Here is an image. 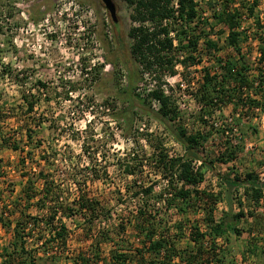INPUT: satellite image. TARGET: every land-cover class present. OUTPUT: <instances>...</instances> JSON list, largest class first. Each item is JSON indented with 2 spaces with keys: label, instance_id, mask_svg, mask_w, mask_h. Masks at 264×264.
<instances>
[{
  "label": "rangeland",
  "instance_id": "rangeland-1",
  "mask_svg": "<svg viewBox=\"0 0 264 264\" xmlns=\"http://www.w3.org/2000/svg\"><path fill=\"white\" fill-rule=\"evenodd\" d=\"M113 1L117 8L116 24L99 0H0V138L4 136L11 144L17 142L23 150L13 151L8 145L0 147V211L6 206L5 212H16L8 219L11 226L5 228L0 223V248L12 240V226L20 210V207L14 209V198L22 190L26 179L37 173L39 168L54 176L69 206L74 204L79 195L99 202L94 214L78 211L65 219L69 252L88 249L90 240L85 235L91 230L105 232L114 240L102 241L101 251L104 255L114 244H119L118 247L126 241L134 246L139 244L134 227L127 225L122 230L117 228V224L121 220L127 222L129 212L137 201L131 194L136 188L133 181L145 182L157 180L158 177L148 167L136 171L135 175H128L122 172L120 164L126 153L133 148L139 153L151 152L143 136L146 130L158 136L161 134L169 152L181 149L164 133L158 120L145 116L136 121L138 130L134 133L138 141L135 144L132 137H124L117 122L109 117L102 105L103 101L111 97L117 85L125 86L128 74L132 72L137 78L136 85L140 94L145 95L159 81L176 100L182 116L180 122L184 123L188 132L201 130L207 134V139L198 150L205 158L212 160L216 172L233 174L237 171L244 174L253 171L264 180V111H244L247 115L243 119L244 126H240L241 130L234 126L232 131L227 129L232 128L235 117L241 115H238V110L232 112L231 105L211 116L205 115L204 124L196 117L199 106L192 93L203 81V67L215 65L204 45L205 38L216 41L217 56H238L227 44V29L222 23H215L212 16L221 8L223 0H195L198 16L187 25L199 24L196 34L201 36L196 50L191 49L189 52L196 58L200 57L201 61L184 63L183 57L188 53L176 51L173 75L169 74L166 65L158 69V72L143 71L138 66L130 53L132 40L128 36L130 27L134 25L130 18L133 9L124 0ZM230 1V6L238 7L240 11L239 30H243L247 36V40L240 42L241 54L249 66V73L253 75L256 73L253 68L259 55L260 40L264 38V0H259L255 8V16L262 27L256 25L255 17L248 18L245 6L239 7L242 2L248 3L251 0ZM203 18H208L205 25L200 24ZM171 36H174V32ZM173 44L176 45L177 41L173 40ZM99 66L100 69L97 68ZM3 68L8 71L3 73ZM83 69L91 70V73L82 74ZM38 81L46 84L45 88H40L39 93L36 90ZM32 92L37 95L38 101L34 111L25 114L26 104L22 94L31 98ZM152 102L153 99L150 100L151 105ZM31 120L36 132L32 141L27 142L26 125ZM253 126L255 132L250 129ZM225 137L243 146V153L234 162L221 163L215 160ZM38 139L41 140V146L35 148L34 143ZM86 146L92 152L91 158L84 153ZM29 150L32 152L30 157L26 154ZM46 156L48 162L43 159ZM103 170L106 176H102ZM215 182V177L207 171L202 186L215 188ZM35 185L40 187V182ZM242 202L243 208L247 209L249 204L245 203L246 207ZM99 206L103 207L102 211ZM225 210V204L218 203L215 217L219 218ZM263 211L264 207L259 209V212ZM29 212L41 215L34 207ZM103 212L107 214L106 219L101 217ZM173 213L169 210L161 216L174 220L177 216ZM201 215L196 217L200 219ZM185 217L191 219L192 215L186 213ZM248 220L253 223L251 217L243 221ZM243 224L249 226L245 222ZM252 227L254 231L251 233L245 230L240 236L231 237L230 247L235 256L241 257L247 241L255 238L257 245L264 250L263 235L258 232L259 225L253 224ZM40 229L44 228L34 229L32 238H28L27 247L32 248L37 242L39 246ZM185 232L187 234V229ZM186 237L178 242L179 246L187 245ZM122 239L126 241L122 242ZM48 246L58 252L59 264L68 262L58 243ZM37 250L33 253L32 264H53V260L42 253V248ZM257 251L258 259L255 254L246 255L248 264H264L260 249Z\"/></svg>",
  "mask_w": 264,
  "mask_h": 264
},
{
  "label": "trees",
  "instance_id": "trees-1",
  "mask_svg": "<svg viewBox=\"0 0 264 264\" xmlns=\"http://www.w3.org/2000/svg\"><path fill=\"white\" fill-rule=\"evenodd\" d=\"M124 1L133 9L130 18L134 25L128 31V36L132 40L130 53L143 71H157L166 65L169 74L173 75L176 51L188 53L183 57L184 63L201 61L200 57L196 58L189 52L191 49L196 50L201 36L196 34L199 24L187 25L198 16L195 0H177L176 7L173 5L174 0ZM229 3L230 0H223L221 8L212 16L215 23H222L227 29V44L238 56L229 55L225 58L217 56L216 41L205 38L204 45L214 59L215 65L203 67V81L192 93V97L199 106L196 117L202 124L206 123L205 115L211 116L220 112L223 107L231 105L232 112L240 111L238 115L241 116L235 117L232 128L227 129L232 131L234 126H237L238 130H241L240 126H244L243 119L247 116L244 111L251 109L264 111V38L260 40L259 55L253 68L256 73L252 75L241 54V41L247 40V36L243 30H239L240 11L238 7L230 6ZM258 3L259 0H251L248 3L242 2L239 7L245 6L248 18L255 17L256 25L262 27L258 17L255 16ZM207 19H200V24H207ZM170 32H174L173 37L169 35ZM173 40L177 41L176 45L173 44ZM119 41L121 43V40ZM97 68L100 69V66ZM7 71L8 69H2L3 73ZM81 72L89 74L91 70L83 69ZM136 81L134 72L128 74L125 86L117 85L111 97L103 101L102 105L108 111L109 117L117 122L124 137L127 139L132 137L135 144L138 141L135 136L137 134L134 133L138 130L136 121L145 116L158 120L164 133L181 149L178 152H169L165 138L161 134L158 136L146 130L143 136L151 152L139 153L133 148L126 153L123 163L120 164L122 172L128 175H135L136 171L148 167L158 177L157 180L145 182L133 181L136 188L131 194L137 198V201L129 212L127 222L121 220L117 224V228L122 230L127 225L134 227L139 244L134 246L122 239L121 241H126L127 244L123 243L121 247H118L119 244H114L104 255L101 251L102 241L114 242V240L105 232H91V230L85 235L90 240L89 248L69 252L68 227L65 219L72 217L78 211L94 214L99 202L79 195L74 204L69 206L54 176L49 172L44 173V170L39 168L37 173L26 179L22 190L14 198V209L20 207V210L12 226V240L8 245L0 248V264H32L33 253L40 248L43 254H47V257L53 260V264H59L58 252L48 246L52 243H58L62 248L68 261L65 264H248L246 255L255 254L258 259V248L264 261V250L257 245L256 238L247 241L245 249L241 251V257L235 256L230 247L231 237L240 236L245 230L253 232V224L259 225L258 232L262 233L264 239V211L259 212V209L264 207V180L253 171L244 174H239L237 171L233 174L216 172L212 160L205 158L198 150L207 139V134L205 135L201 130L188 132L184 123L180 122L182 116L172 94L167 93L158 81L154 87L146 91L145 95H142L137 89ZM45 87L44 82L38 81L36 90L39 93L40 88ZM36 96L33 92L30 94L31 98L22 94L26 104L25 114L34 111L38 101ZM152 99L159 102L157 109L150 104ZM177 120L179 122H176ZM32 123L31 120L26 125L27 142L32 141L36 132ZM250 129L252 132L256 130L254 126ZM3 137L0 138V147L8 145L13 151H23L17 142L11 144ZM40 146L41 140L38 139L34 147ZM31 153V150L26 152L28 156H31ZM84 153L91 158L92 152L87 146L84 147ZM242 153L243 146L240 142L235 143L225 137L215 160L221 163L234 162ZM43 159L48 162L49 158L46 156ZM22 161L24 162L23 157ZM207 171L215 177V188L202 186ZM95 175L98 177L96 171ZM103 175L106 176L104 170ZM36 182H40V187L35 185ZM242 200L244 204H249L248 207L245 204L247 209L243 208ZM220 202L225 204L226 210L216 218L215 210ZM31 207L40 211L41 215L31 214L29 212ZM99 207L102 211L103 207ZM4 209L6 206L0 211V223L6 228L11 226L9 217L16 212L8 210L7 213ZM169 210L174 211L176 219L168 220L161 216ZM104 213L101 217L106 219L107 214ZM186 213H191L192 218L185 217ZM198 214H202L200 219L196 217ZM246 216L251 217L253 223L249 220L243 221L247 219ZM244 222L249 226L243 224ZM35 228L44 229H40L39 246L37 242L34 247L29 248L28 238H32ZM184 237L187 238L186 244L189 246L181 247L178 242Z\"/></svg>",
  "mask_w": 264,
  "mask_h": 264
},
{
  "label": "water",
  "instance_id": "water-1",
  "mask_svg": "<svg viewBox=\"0 0 264 264\" xmlns=\"http://www.w3.org/2000/svg\"><path fill=\"white\" fill-rule=\"evenodd\" d=\"M106 11L109 13L110 18L114 24L117 23V8L113 0H99Z\"/></svg>",
  "mask_w": 264,
  "mask_h": 264
},
{
  "label": "built area",
  "instance_id": "built-area-1",
  "mask_svg": "<svg viewBox=\"0 0 264 264\" xmlns=\"http://www.w3.org/2000/svg\"><path fill=\"white\" fill-rule=\"evenodd\" d=\"M173 5H174V7L177 6V0H174V1H173ZM169 35H170V36L173 35V32H170ZM152 106H153L154 108L157 109L158 106H159V102H158L157 100H153V102H152Z\"/></svg>",
  "mask_w": 264,
  "mask_h": 264
}]
</instances>
